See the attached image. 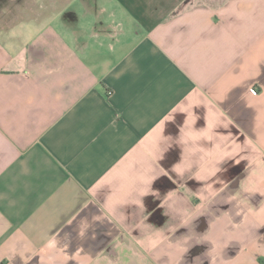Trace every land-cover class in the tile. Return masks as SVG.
I'll use <instances>...</instances> for the list:
<instances>
[{
    "label": "crops",
    "instance_id": "0c3cea01",
    "mask_svg": "<svg viewBox=\"0 0 264 264\" xmlns=\"http://www.w3.org/2000/svg\"><path fill=\"white\" fill-rule=\"evenodd\" d=\"M0 264H264V0H0Z\"/></svg>",
    "mask_w": 264,
    "mask_h": 264
},
{
    "label": "built area",
    "instance_id": "2783aa9c",
    "mask_svg": "<svg viewBox=\"0 0 264 264\" xmlns=\"http://www.w3.org/2000/svg\"><path fill=\"white\" fill-rule=\"evenodd\" d=\"M106 94H107V96H110V95H111V92H110V91H108Z\"/></svg>",
    "mask_w": 264,
    "mask_h": 264
}]
</instances>
